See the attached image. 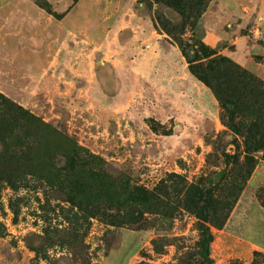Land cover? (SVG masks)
Masks as SVG:
<instances>
[{
  "label": "rangeland",
  "instance_id": "rangeland-1",
  "mask_svg": "<svg viewBox=\"0 0 264 264\" xmlns=\"http://www.w3.org/2000/svg\"><path fill=\"white\" fill-rule=\"evenodd\" d=\"M196 40L230 60L224 102L189 70L179 41ZM239 70L264 82V0H0V95L43 121L0 141V264H82L43 243L77 220L92 264H184L202 209L241 183L212 256L251 263L264 149L249 161L245 143L264 101L233 90Z\"/></svg>",
  "mask_w": 264,
  "mask_h": 264
},
{
  "label": "trees",
  "instance_id": "trees-1",
  "mask_svg": "<svg viewBox=\"0 0 264 264\" xmlns=\"http://www.w3.org/2000/svg\"><path fill=\"white\" fill-rule=\"evenodd\" d=\"M179 46L188 61L190 72L211 87L219 100L224 102L225 99L219 92L215 79L218 77L216 71L221 70L224 65L230 63L229 58L215 55L216 53L207 47L201 40H196L195 42L179 41ZM239 71L240 72L237 74L239 77L238 82H233V76H230V86H232L233 90L239 92L240 84H243V86L250 88V91L254 93L257 100L264 101V82L248 73L246 70ZM3 107L8 109V115L5 114ZM260 112H262V109H259V113ZM258 117L262 121L261 124L264 123L263 117L259 115ZM258 123H260V121H253L251 123L250 133L246 135L245 146L246 152L249 155V161L254 160V153L264 149V129H262ZM42 124L43 121L30 111L6 99L5 96L0 95V141L8 139L6 133H9L11 130L14 131L15 128H20L25 131V133H28V130H32L29 132L40 134L42 132ZM222 176L223 174L220 179H222ZM242 190L243 183L240 184L238 193ZM238 193H236L235 189L233 191H228L226 197L218 198L215 202L209 203L202 209L203 212L201 213L198 227L199 237L193 247L185 250V259H183L184 264H215L212 256V244L215 240V234L210 225L216 224L218 227H223L225 225L230 212L236 204ZM84 223L89 225V220L86 219ZM86 227L88 226L86 225ZM87 231L88 228H85V225L80 224L78 220L73 221V223L71 222L68 226L61 229L56 227L46 228L43 243L51 242V244L66 247L69 254L76 260H81L82 264H92L90 259L86 256L88 248L86 243ZM51 232V237L45 236ZM52 239H55V241H50ZM162 240H164V237L160 236L155 241V248L158 246L157 243ZM30 244L37 254H41L44 251L43 245L37 246L33 245V243ZM141 264L148 263L143 262ZM229 264L245 263L239 259H233ZM249 264H264V252L255 251L254 258Z\"/></svg>",
  "mask_w": 264,
  "mask_h": 264
}]
</instances>
